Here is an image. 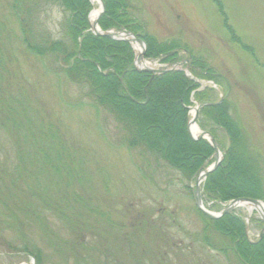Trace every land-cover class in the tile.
I'll return each instance as SVG.
<instances>
[{
  "label": "rangeland",
  "instance_id": "374dc122",
  "mask_svg": "<svg viewBox=\"0 0 264 264\" xmlns=\"http://www.w3.org/2000/svg\"><path fill=\"white\" fill-rule=\"evenodd\" d=\"M8 1L0 0V75L11 85L14 102L22 104L14 122L52 130L63 147V164L58 175L52 167L37 171L35 157L28 160L32 146L0 130V264H35L34 255L41 264H241L231 249L222 254L211 247H231L226 239L202 231L194 177L184 180L143 149L128 147L127 125L96 109L85 85L55 72L53 57L26 51ZM123 1L128 17L147 35L175 42L185 49L182 58L200 62L199 76L185 70L196 88L184 107L202 104L195 95L204 90L210 92L208 103L224 100L258 159L264 188V0ZM24 2L25 37L30 39L32 28L43 41L59 38L67 10L54 2ZM187 116L189 122L190 111ZM210 122L199 111V130L209 132ZM216 135L222 161L228 139L220 129ZM213 162L212 154L203 169ZM227 203L207 202L214 213ZM231 213L255 242L263 228L259 214L246 205Z\"/></svg>",
  "mask_w": 264,
  "mask_h": 264
},
{
  "label": "trees",
  "instance_id": "16d2710c",
  "mask_svg": "<svg viewBox=\"0 0 264 264\" xmlns=\"http://www.w3.org/2000/svg\"><path fill=\"white\" fill-rule=\"evenodd\" d=\"M43 1L54 2L69 13L59 25L61 38L43 41L45 38L35 36L32 28L28 29L30 39L25 37L28 31L25 30L24 15L29 8L24 0L8 1L7 11L23 34L22 44L26 51L38 57H53L55 72L72 83L85 85L96 109H104L127 125L128 147L143 149L180 172L187 181L206 163L208 165L213 154L211 146L205 140L191 139L187 132L188 116L184 106L188 105L189 94L196 85L183 72L173 70L152 78L147 73L138 72L133 66L134 52L128 43L93 35L89 31L87 17L92 7L88 0ZM102 1L104 11L98 20L101 31L124 29L134 33L145 43L144 57L147 60L161 63L180 60L176 50L185 49H180L175 42L160 43L147 35L141 24L128 17L123 0ZM1 47H4L3 43L0 51ZM198 65L200 62L196 60L189 65L195 76H199L196 71ZM9 87L11 85L0 75V130L14 134L18 143L32 146L33 155H28V160L35 157L37 171L46 172L52 167L58 175L63 164L61 142L52 135V130L46 132L43 125L14 122L22 104L14 102L15 97ZM195 96L202 104L211 102L208 90L197 92ZM200 115L209 117V133L218 147L216 129H220L228 139L222 161L202 183L203 202L225 203L238 198L264 200L258 159L242 141L240 129L229 117L224 100L217 105L203 107ZM198 125L205 128L204 122H198ZM25 145L18 148L19 152L25 150ZM197 213L203 224L202 231H214L230 243L231 247L211 246L204 237V242L215 251L226 254L231 249L241 264H264V234L250 242L244 223L232 213L218 219ZM32 257L35 264H41L39 255Z\"/></svg>",
  "mask_w": 264,
  "mask_h": 264
},
{
  "label": "water",
  "instance_id": "95a60500",
  "mask_svg": "<svg viewBox=\"0 0 264 264\" xmlns=\"http://www.w3.org/2000/svg\"><path fill=\"white\" fill-rule=\"evenodd\" d=\"M89 1L91 2L92 0H89ZM97 2L99 3V6H100V12L97 15L93 24H90V28L92 30V33L94 35L102 36V37L110 39V40L123 41V42L129 43L131 45L136 44L140 48V52L139 53L135 52V57H134V67L138 72L150 74L151 78L155 75L164 74V73H167L171 70H176V69L182 70L183 72H185V70L182 68V63L169 64L168 69L154 68V67L146 65L145 60H144L145 44L140 38H138L132 32H122V31L100 32L97 24H98V19L100 18L101 14L104 11V5H103L101 0H97ZM211 105H213V104L206 103V104H200L197 107H190V108L186 107L187 110L194 112L193 117L189 120L188 125H187V130H188L190 137L194 140L206 139L208 141V143L210 144L212 150H213V157H214L213 164L210 165L207 169H203L195 177L194 205H195L196 209L200 213H202L205 217H207L209 219H218V218L230 213L235 208V206H240L243 204H250L251 206H253L254 208L257 209L258 214L262 218L263 217L262 210H260L262 203L258 200L250 199V198H238V199L231 201L217 215H214L213 213L206 211L202 207L200 184L205 180V178L208 176V174H210L212 171H214L216 169V167L220 164L221 156H220V151L217 147V144H216L213 136L209 132L201 131L196 137H194L190 133V126L196 124V120L198 117L199 110L204 106H211ZM263 232H264V228L262 229L260 234H262Z\"/></svg>",
  "mask_w": 264,
  "mask_h": 264
},
{
  "label": "bare ground",
  "instance_id": "6f19581e",
  "mask_svg": "<svg viewBox=\"0 0 264 264\" xmlns=\"http://www.w3.org/2000/svg\"><path fill=\"white\" fill-rule=\"evenodd\" d=\"M92 4L96 5V7H94L89 14V21L91 24H93V22L95 21L97 15L99 13V5L97 3V0H92ZM134 47H135L136 52L139 53L140 51H139L138 46L135 45ZM192 114H193V112H191V116H192ZM190 133L192 134V136H196L199 133V128L196 125L190 126ZM260 210H262V207L260 208Z\"/></svg>",
  "mask_w": 264,
  "mask_h": 264
},
{
  "label": "flooded vegetation",
  "instance_id": "af4514ba",
  "mask_svg": "<svg viewBox=\"0 0 264 264\" xmlns=\"http://www.w3.org/2000/svg\"><path fill=\"white\" fill-rule=\"evenodd\" d=\"M190 56H188V64L192 61V59L190 58Z\"/></svg>",
  "mask_w": 264,
  "mask_h": 264
}]
</instances>
